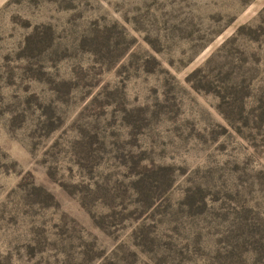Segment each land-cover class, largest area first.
I'll list each match as a JSON object with an SVG mask.
<instances>
[{"label":"rangeland","instance_id":"374dc122","mask_svg":"<svg viewBox=\"0 0 264 264\" xmlns=\"http://www.w3.org/2000/svg\"><path fill=\"white\" fill-rule=\"evenodd\" d=\"M0 264H264V0H0Z\"/></svg>","mask_w":264,"mask_h":264}]
</instances>
